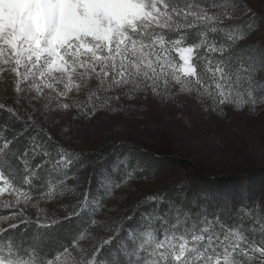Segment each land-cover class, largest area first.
Wrapping results in <instances>:
<instances>
[{
  "label": "rangeland",
  "instance_id": "rangeland-1",
  "mask_svg": "<svg viewBox=\"0 0 264 264\" xmlns=\"http://www.w3.org/2000/svg\"><path fill=\"white\" fill-rule=\"evenodd\" d=\"M242 1L255 19L264 20V0ZM59 3L57 15L40 0H0V100L31 110L60 143L63 160L74 151L106 157L122 145L170 159L141 178L130 175L117 190H109L105 200L97 198L95 209L86 206L92 220H104L106 227L105 219L127 211L129 200L139 193L153 197L176 184H186L191 192L197 172L236 177L247 189L258 182L264 188L260 70L247 69L245 84L252 85L248 90L229 77L226 63H217L210 68L215 82L206 85L196 78L193 48L152 33L156 27L176 29L189 17L201 19L194 9L183 13L164 0H99L93 6L78 1V8L69 0ZM71 10L76 11L74 18ZM239 40L264 43V29ZM92 166L84 167L67 186L50 188L39 197L10 187L0 175V240L26 222L65 217ZM242 213L264 227V197ZM209 221L202 232L221 231L209 230ZM97 231L94 227L88 235ZM203 238L195 232L190 239L172 237L165 244L182 259ZM230 241L226 254L213 264H240L241 254L264 264V246L249 245L246 251L239 235ZM85 244L83 238L76 252L69 250L54 264H72L79 254L85 255ZM0 264L11 263L0 257Z\"/></svg>",
  "mask_w": 264,
  "mask_h": 264
},
{
  "label": "trees",
  "instance_id": "trees-1",
  "mask_svg": "<svg viewBox=\"0 0 264 264\" xmlns=\"http://www.w3.org/2000/svg\"><path fill=\"white\" fill-rule=\"evenodd\" d=\"M164 1L174 10L184 13L194 9L200 15L201 19L189 17L176 29L156 27L152 32L164 36L167 42H177L179 47L194 49L192 63L199 82H215L210 68L221 62L229 66V77L237 80L240 88L252 89L245 84L248 68L259 69L264 80V43L240 44L239 40L252 30L264 29V20L255 19L254 11L242 0ZM234 9L237 13L231 14ZM116 148L106 157L74 151L63 160L60 143L31 110L0 100V175L10 187L39 197L50 188L67 186L93 163L78 201L68 207L65 217L51 218L43 224L30 221L8 230L0 240V257L11 264H54L69 250L76 252L77 243L84 238L85 255L79 254L72 264H213L214 259L226 254L224 248L231 244V238L238 235L246 251H250L249 245L264 246V227L259 228L255 218L242 213L251 209L255 199L264 197V188L258 182L247 189L243 180L231 176L211 177L197 172L192 176L196 185L191 192L184 183L153 197L139 193L129 200L127 211L105 219L109 222L106 227L104 220H92L89 207L96 208L97 198L105 200L108 191L117 190L130 175L141 178L170 160L134 146ZM208 221L209 230L221 231L202 232ZM94 227L97 233L88 235ZM195 232L206 239L187 256L179 259L168 252V238L190 239ZM239 256L240 264H256L246 254Z\"/></svg>",
  "mask_w": 264,
  "mask_h": 264
},
{
  "label": "bare ground",
  "instance_id": "bare-ground-1",
  "mask_svg": "<svg viewBox=\"0 0 264 264\" xmlns=\"http://www.w3.org/2000/svg\"><path fill=\"white\" fill-rule=\"evenodd\" d=\"M41 1V4H42V6L44 7V8H53L54 10H56V12H57V15H59V13H61V7H60V1L59 0H40ZM70 1V3H71V6L72 7H75L76 6V3L78 2V1H81V2H83V4L85 3V4H87V5H96L98 2H99V0H69ZM68 2V1H67ZM99 5V4H98ZM88 7H90V6H88ZM76 8H78L77 6H76ZM76 10V9H75ZM72 11V17L74 18L75 17V12L73 11V10H71ZM78 11V10H77ZM57 17V16H56Z\"/></svg>",
  "mask_w": 264,
  "mask_h": 264
}]
</instances>
